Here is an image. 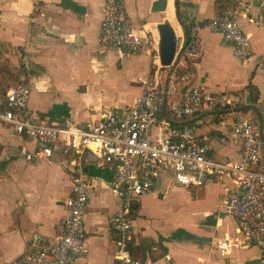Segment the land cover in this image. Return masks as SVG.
<instances>
[{"label": "crops", "instance_id": "obj_1", "mask_svg": "<svg viewBox=\"0 0 264 264\" xmlns=\"http://www.w3.org/2000/svg\"><path fill=\"white\" fill-rule=\"evenodd\" d=\"M154 1L126 4L133 24L160 38L159 23L169 22L174 31L185 32V27L238 0H167L166 10L158 12L151 10ZM241 1L249 7L240 19L250 35L251 58L238 60L231 43L204 28L199 34L201 57L196 63L186 58L179 68L210 91L239 98L243 108L258 116L264 111V0ZM103 17L104 0H0V62L14 72L21 70V77L31 81L29 105L35 119L82 125L108 109L132 105L141 94L138 78L150 74L153 53L122 54L99 43ZM10 70H1L0 76L2 71L11 76ZM163 70L167 73L169 68ZM191 120L199 134L212 137L217 160L239 159L238 142H220L229 126L221 123L219 113ZM38 145L0 121V264H11L27 253L36 233L46 241L62 233L72 170L57 155L28 161L26 154ZM86 171L95 182L84 220L89 252L77 264H116L109 217L121 205L111 193L113 168L96 164L86 166ZM171 175L163 172L154 188L133 204L132 254L144 264H258L264 245L248 244L239 236L235 219L223 212L221 195L230 180L178 187ZM224 239L235 243L221 256L218 243Z\"/></svg>", "mask_w": 264, "mask_h": 264}, {"label": "built area", "instance_id": "obj_2", "mask_svg": "<svg viewBox=\"0 0 264 264\" xmlns=\"http://www.w3.org/2000/svg\"><path fill=\"white\" fill-rule=\"evenodd\" d=\"M248 10V5L238 0L211 18L195 21L187 34L175 30L174 59L163 65L159 36L133 24L126 0H104L99 43L122 54L153 53V65L150 74L138 78L142 92L132 105L108 109L99 119L82 125L35 119L29 105L30 80L0 90V121L39 144L26 159L39 162L57 155L72 170L62 233L52 241L34 234L30 250L11 264H77L88 254L84 220L95 182L88 177L86 166L96 164L112 166L111 193L121 205L109 217L116 264H144L130 250L134 240L132 207L154 188L163 172H171L178 187H201L215 178H228L230 183L224 184L221 195L224 214L235 219L239 236L248 244L264 245V111L256 116L252 109L243 108L239 98L212 92L179 68L186 58L196 63L201 57L199 34L204 28L231 43L235 58L249 60L252 44L240 19L241 12L246 15ZM165 68H169L167 73ZM207 113H219L221 123L229 126L228 135L220 142H238L239 159L217 160L212 154V137L199 134L193 122L184 123L186 118ZM229 115L232 120L227 122ZM234 243L219 241L220 255L226 256ZM258 264H264V255Z\"/></svg>", "mask_w": 264, "mask_h": 264}, {"label": "water", "instance_id": "obj_3", "mask_svg": "<svg viewBox=\"0 0 264 264\" xmlns=\"http://www.w3.org/2000/svg\"><path fill=\"white\" fill-rule=\"evenodd\" d=\"M167 0H155L152 4V11L166 10ZM158 31L160 33V57L163 65H170L176 52V41L174 28L169 22L159 23Z\"/></svg>", "mask_w": 264, "mask_h": 264}, {"label": "trees", "instance_id": "obj_4", "mask_svg": "<svg viewBox=\"0 0 264 264\" xmlns=\"http://www.w3.org/2000/svg\"><path fill=\"white\" fill-rule=\"evenodd\" d=\"M178 18H180V21H181V15H180V13H178ZM184 30H185V33L187 34L188 33V31H189V28H187V27H185L184 28ZM191 68V67H190ZM10 68H7L6 67V62L4 61V62H0V71L1 70H9ZM189 69V68H188ZM182 72H184V71H182ZM10 73L14 76V78L15 79H18L22 74H23V72H21V70H19V71H12V70H10ZM11 75V76H12ZM25 75V74H24ZM25 79H27V76L25 75L24 77H21V80L20 81H23V80H25ZM193 121L192 120H189L188 118H186V120H184V123L185 124H191ZM134 206L135 205H133V207H132V212H131V215L133 216V212H134Z\"/></svg>", "mask_w": 264, "mask_h": 264}, {"label": "rangeland", "instance_id": "obj_5", "mask_svg": "<svg viewBox=\"0 0 264 264\" xmlns=\"http://www.w3.org/2000/svg\"><path fill=\"white\" fill-rule=\"evenodd\" d=\"M7 66V65H6ZM9 68V67H7ZM10 70V69H9ZM1 73V72H0ZM3 74H1V80H4V82L1 83V89H6L8 88L10 85L19 82L21 80V76L18 79H15L14 76H10L8 73H6L5 71H2Z\"/></svg>", "mask_w": 264, "mask_h": 264}]
</instances>
